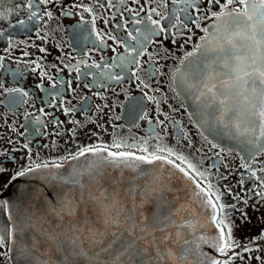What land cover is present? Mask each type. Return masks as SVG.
<instances>
[{
	"label": "snow or ice",
	"instance_id": "6c2138e0",
	"mask_svg": "<svg viewBox=\"0 0 264 264\" xmlns=\"http://www.w3.org/2000/svg\"><path fill=\"white\" fill-rule=\"evenodd\" d=\"M50 2L55 4L57 0H38V3L36 0H28L27 5H25L28 8L27 22L20 20L19 25L27 29L28 22L40 25L46 18L51 20L53 12L47 10ZM112 2L113 0H108L110 6ZM133 2L139 4L140 0H133ZM152 2L163 5L165 0H145L146 4ZM204 2L205 0H173L174 4L178 3L183 6L179 7L178 12L173 13L171 16L161 15L155 8H151L147 11L146 19H134L132 21L133 24H140L144 27L143 29H136V36L132 32H128V38L135 41L131 47L119 41L116 36L109 34L108 38L124 46L126 52V55L114 58L113 63L119 60L122 69L130 64H135L139 69L141 67L139 57L147 51L146 46L148 44L154 43L152 39L154 36L158 34L170 35L175 43L182 29L191 31L189 23L196 27L200 26V11ZM97 3H99V0H97ZM120 3L123 4L124 0H120ZM207 4L210 6L209 11L211 7L219 5V11H211L210 18L214 21L212 25L214 31L202 37V44L197 45L193 52L186 53L184 59L181 60V64L183 65L185 61L196 55L201 48L204 49L205 54L209 52L218 53L215 59L207 65L211 72L197 99L206 98L205 106L207 108L215 106V112L210 113V115L214 117L218 124H222L225 128L234 129L236 136L246 138V151L248 152V160L251 162H243L241 167L248 173L249 178H254L255 183L250 189L246 190V193L251 195L246 194L243 203L248 206L249 199L258 197L260 204L264 205V167L253 169L257 157L264 154V0H224L222 4L221 0H207ZM40 6H44L43 11H41ZM100 6L103 7L102 4ZM76 8H81L83 12L89 14L93 12V8L90 6L72 4L67 8H63L62 14L72 15V9ZM130 11L134 12L135 17H139L140 13L146 11V9L141 5L138 10ZM179 13H184L188 18V22ZM154 15L160 17V19H154ZM204 18L209 17L205 14ZM95 19L96 17L93 16V24H95ZM163 20L168 21L167 27L161 23ZM201 30L205 33L209 32L208 28ZM39 32L40 29H37V36L42 40H46V36L40 37ZM4 35V31H0V37ZM97 36L100 39L99 34ZM137 36L139 39H137ZM189 40H191V36L186 38V42ZM101 43H103L102 40ZM11 46L12 41L9 37V47ZM33 46L37 47L40 53L47 52L44 47ZM30 55L29 52L23 53L24 57ZM4 59V56H0V68L4 67ZM150 59H152L151 54ZM17 63H21V61L18 60ZM29 63L35 62L29 61ZM152 63L156 64L158 61L152 60ZM212 65H217L219 69L226 71L217 72L216 68H212ZM37 67H39L38 64ZM89 67L99 69L100 64L94 62ZM106 67L108 66L106 65ZM35 70V68L32 69V71ZM76 71L79 72V68ZM156 71L159 72L160 69L156 68ZM178 71L179 69H177ZM100 75L107 76L108 79L117 82L124 79V76L120 74L102 72ZM132 75L137 80L140 79L136 72H133ZM173 76L175 77V73ZM140 83L143 87H149L143 81H140ZM37 87H42V85L38 84ZM85 87H88V85H85ZM193 87H196V85H193ZM0 89L14 97L10 102L13 108L17 104L27 102L20 98L28 97L29 93L18 87L5 88L3 82L0 81ZM156 91L159 90L156 89ZM145 95L147 96V93ZM53 98L55 99V96ZM148 99L155 100L152 96H148ZM156 103L159 105V101H156ZM82 110L87 111V108ZM98 110L102 111V109ZM70 111H74V109H64L65 114ZM41 112H43V109H41ZM146 117L147 113H144L140 118L144 119ZM92 122L95 123V121ZM37 123H39V120H37ZM53 123L57 126L56 135H60L61 122L54 120ZM73 123L77 127L71 129L70 132L75 138L77 129L84 126L79 121H73ZM157 123L163 124V121L157 120ZM93 135L97 134L93 133ZM0 139L5 138L0 137ZM7 143L14 144L15 141L7 138ZM209 143L213 149L220 147L217 143L211 141ZM149 147L147 140L143 143L127 144L126 141L114 135L111 144L94 143L78 147L76 152H69L68 155L61 158L60 162L42 160L37 163L32 159L28 145H23V148L29 151L27 157L29 163L11 175L5 184V188H10L18 178L37 171L48 172L53 179H56V174L51 173V170L62 168L65 160H79L87 155L97 159L85 171L74 170L69 174V177H60L62 184L78 186V195L74 196L70 187L66 191L57 193L58 202L51 201V207L47 204L44 206L43 212L54 218L64 220L66 216L69 217L67 226L57 232L56 227L45 228L43 226L42 220L46 219L43 214L37 215L34 223L29 217V227L34 229V235L31 238L30 246L21 249V255L27 258L30 251L40 253V245L48 244L53 246L57 252L63 254L60 264H75L73 258L77 257H87L90 264L92 260L96 259L97 264H99L100 253H97L95 257L89 256L82 246L81 242L84 235L77 219V212L81 205L89 203L95 205L94 211L102 222L104 229L101 231L98 228L87 227L86 231L89 237L97 244H103L104 239L109 234L112 237L107 245L101 249L102 252L109 254L104 264H161V262H164V264H168V262H171V264H234L237 259L244 261L247 254L260 251V243L264 241V231L258 236L252 237L246 244L241 243L235 237L236 230L241 227V224L250 222V217L247 211L241 210L236 204H229L222 200L223 195H233L230 188L223 186L225 191L221 193L217 186L208 179V175H211V173L206 175L205 172L200 171L194 164L187 161L185 156L174 152L173 149L161 146L158 143L154 146V150L149 152ZM131 149H136V151ZM13 151H19V149H13ZM220 151L224 152L225 149L220 148ZM136 152L141 154L138 155ZM161 153H166V155ZM0 155L15 160V157L11 156L7 149L0 152ZM241 160L245 161V157L242 156ZM158 161L160 162L158 167L163 168L164 165H170L172 169L181 173L184 178L194 184V203L198 204L200 209L198 215H204L208 223L215 228L214 235L208 236L202 233L201 229L204 225L198 221L181 217V222L177 224L174 217L181 216L183 206L176 208L171 214L157 213L151 218L144 217L137 223L135 214L138 212V206L133 200V206L128 208L119 199L120 186L126 185L124 191L127 196L139 197L142 204L149 202V200H155L160 206L169 203L167 195L171 189L160 178H156L154 182L149 184H138L139 177L144 176L147 178V173L141 171L136 175L126 177L123 170L132 169L135 171L139 169L140 164H154ZM176 161H180V163L178 164ZM104 163L119 170V174L113 176L101 171V166ZM3 165L4 161L0 160V176L8 172V169ZM181 165H186V167ZM224 166L227 168V165ZM213 167H216V165H213ZM258 172L261 174L258 175ZM85 174L89 176L91 183L99 184L97 189L99 195L90 191L82 183L81 178ZM222 178L227 179V177ZM100 181H108L113 187L111 190L104 188L99 183ZM239 183L243 188L244 179L242 178ZM49 197L51 200V194H49ZM233 199L241 201L242 198L240 195L235 194ZM2 206L9 221H11L8 201H3ZM252 207H258V205L253 204ZM236 211L240 212L239 223L232 215ZM88 223L89 221L85 219V225ZM168 224L176 227L177 242L182 241V249L179 253L172 247L160 248L161 244H166L172 239L171 235L165 231ZM16 231L17 228L10 227L7 239L3 234H0V249H8L9 245L15 243ZM156 231L165 232L162 239L158 240L155 237ZM125 234L130 236L131 239L123 240L122 237ZM192 237L195 239H192ZM140 240L145 241V246L142 248L138 246ZM116 245H119V247H116ZM202 245H207L216 255H209L203 250ZM152 251H155L154 256L151 254ZM0 255H7V251L0 252ZM41 255L48 257V259H36L35 264H54L48 250H45ZM248 259H255L260 264H264V257L259 255L255 257L248 256Z\"/></svg>",
	"mask_w": 264,
	"mask_h": 264
},
{
	"label": "flooded vegetation",
	"instance_id": "af4514ba",
	"mask_svg": "<svg viewBox=\"0 0 264 264\" xmlns=\"http://www.w3.org/2000/svg\"><path fill=\"white\" fill-rule=\"evenodd\" d=\"M27 3L28 0H0V31L5 33L0 37V56L5 57L4 67L0 68V81L5 88L18 87L29 93L28 97L20 98L26 100V103L17 104L13 108L10 102L14 97L0 89V137L5 138L0 139V152L7 149L15 157V160H11L0 155V160L4 161L3 166L8 169V172L0 176V194L5 190V184L11 175L29 163L28 149L37 163L42 160L60 162L69 152H76L78 147L94 143L111 144L115 135L127 144L143 143L147 140L150 145L149 152L158 143L171 148L185 156L187 161L206 175L211 173L208 179L221 193L225 191L223 186H227L233 195H240L241 201L234 200L233 195H223L222 200L236 204L249 214L250 222L241 224L235 232L236 239L241 243H248L252 237L264 231V205L260 204L259 198L249 199L248 206L243 203L245 195H251L246 190L255 183L254 178H249L248 173L241 167L243 162H251L248 160V152L231 150L220 145L213 149L209 143L211 140L201 134L187 112L184 100L175 85L177 69L182 65L181 60L186 53L193 52L200 45L202 37L207 35L201 29H209L214 23L210 18L211 11H219V5L211 7L209 11L210 6L205 0L201 6L199 27L189 23L191 31L182 29L175 43L170 35L154 36V43L148 44L147 51L139 57L141 67L137 69L135 64H130L122 69L119 60L116 63L113 60L126 55L125 47L109 39V34L131 47L135 41L128 38V32L136 36V29L144 27L133 24L134 19H146L147 11L151 8H155L161 15L171 16L183 5L174 4L173 0H165L163 5L157 2L146 4L145 0H140L139 4L133 0H124L123 4L120 0H113L111 6L108 0H99V3L97 0H57L55 4L50 2L47 6V10L53 12L51 20L46 18L40 25L28 22L25 29L19 25V21L27 22ZM222 3L224 0H221ZM72 4L90 6L93 12L89 14L76 8L72 9V15L62 14V9ZM141 5L146 11L135 17L130 10H138ZM40 9L43 11L44 6H40ZM179 14L188 22L184 13ZM205 14L209 18L205 19ZM93 16L96 17L95 24L92 23ZM153 18L160 19L155 15ZM161 23L168 26L167 20ZM37 29H40L39 36H46V40L37 36ZM188 36H191V40L186 42ZM9 37L12 41L11 47ZM33 45L44 47L47 52L40 53ZM24 52L31 55L24 57ZM213 59L215 57L208 58L206 62L207 78L211 72L207 65ZM18 60L21 63H17ZM152 60L158 63L153 64ZM94 62L100 64L99 69L89 67ZM33 68L36 70L32 71ZM77 68L79 72L76 71ZM156 68L160 71L157 72ZM212 68H216L217 72L226 71L219 69L217 65H212ZM102 72L120 74L124 79L119 82L110 80L107 76H101ZM133 72H136L139 80L132 75ZM140 81L149 87H143ZM38 84L42 87L38 88ZM148 96L155 100H149ZM156 101H159V105ZM65 108L74 111L65 114ZM85 108L87 111L82 110ZM144 113H147V117L141 119ZM54 120L61 122L60 135H56L57 126L53 123ZM157 120L163 121V124H158ZM73 121H79L84 126L77 129L75 138L70 132L77 127ZM7 138L15 143H7ZM25 144L28 149L23 148ZM220 148L225 151L221 152ZM242 156L245 161L241 160ZM176 163L179 164L180 161ZM261 167H264V154L257 157L253 164V169ZM242 178L243 188L239 183ZM253 204L258 207H252ZM232 215L239 223L240 212H233ZM7 231L4 207L0 200V234L6 239ZM5 251L7 249H0V252ZM258 255L264 257V241L260 243V251H253L246 255L244 261L237 259L234 264H260L255 259H248V256ZM0 264H9L8 255H0Z\"/></svg>",
	"mask_w": 264,
	"mask_h": 264
},
{
	"label": "water",
	"instance_id": "95a60500",
	"mask_svg": "<svg viewBox=\"0 0 264 264\" xmlns=\"http://www.w3.org/2000/svg\"><path fill=\"white\" fill-rule=\"evenodd\" d=\"M213 25V24H212ZM212 25L209 27V35L213 30ZM206 35V36H207ZM202 44V40L200 41ZM218 53L209 52L205 54L203 48L189 58L183 65H181L179 71L176 74L175 85L178 93L182 96L187 112L194 121L196 127L203 134V136L209 138L212 142L217 143L228 149L244 151L247 148L245 144V137H240L235 135V130L231 128H225L222 124H218L214 117L210 113L215 112V106L213 108H207L206 98L197 99L199 92L203 90V84L207 82L206 77V62L208 58H214ZM196 85V87H193ZM218 114V113H217ZM97 158L91 155L81 157L79 160H67L63 167L60 169H52L51 173L56 174V179H53L51 174L45 171H37L29 173L26 176L18 178L13 182L10 188H5V190L0 194V199L3 201H8L9 211L11 213L12 220L9 221L8 216L4 209V216L7 221L8 229L10 227L17 228L15 233L16 239L15 243L9 245L7 249L8 259L10 264H35L36 259H48V257L41 255L45 250L50 252L51 260L54 264H60L63 259V254L55 250L53 246L48 244L40 245V253L29 252L28 257L21 255V249L27 248L31 244V238L34 235V229L29 227L28 218L31 217L32 222L36 221L37 215L43 214L46 219L42 220L43 226L45 228L56 227L57 232L61 228L67 226V221L69 217H65L64 220L54 218L47 213L43 212L44 206L47 204L51 207V201L58 202L57 193L66 191L68 188H72V194L74 196L79 194L78 186L64 185L62 184L60 177H69V174L74 170L85 171ZM139 163V162H137ZM160 162L154 164H140L139 169L133 171L132 169H124V175L132 176L136 175L138 172L147 173V178L140 176L137 180L138 184L144 185L154 182L156 178L163 180L165 184L171 189L167 195L168 204L160 206L155 200H149L147 203H141L139 197H129L124 191L126 185L120 186V196L119 199L125 203L128 208L133 206V200L138 206V212L135 214V219L139 223L144 217L151 218L157 213L171 214L176 208L183 206V211L181 216H176L174 219L177 224L181 222V217L198 221L200 224L204 225L201 232L212 236L215 234V228L208 223L204 215H198L200 209L199 205L194 203L193 192L195 190L194 184L183 177L181 173L171 168L170 165H164L163 168L158 167ZM101 171L109 173L113 176L119 174V170L114 169L112 166L104 163L101 166ZM82 183L93 193L99 195L97 190L99 184H93L90 182V178L85 174L82 178ZM100 184L104 188L111 190L113 187L108 181H100ZM51 194V200L49 197ZM87 199V197H85ZM87 209V210H85ZM94 204H82L77 212L78 223L83 232L84 238L82 240V246L87 251L89 256L95 257L97 253H100L98 258L99 264H104L108 257V253L102 252V247L106 246L108 241L112 238L109 234L103 241V244L94 243L89 237L86 231L87 227L98 228L103 231V224L97 217ZM142 213V215H140ZM85 219L89 221L85 225ZM113 231L115 229H112ZM176 227L172 224H168L166 227V232L171 235L172 239L166 244H161V249H166L172 247L177 253L182 249V241L177 242L176 240ZM187 231V230H184ZM165 235V232L156 231L155 237L159 240ZM123 240L131 239L130 236L125 234L122 237ZM192 239H195L192 237ZM139 247L145 246V241H138ZM119 247V245H116ZM202 248L209 255H216L207 245H202ZM155 255V251L151 253ZM75 259V264H90L87 257H77ZM91 264H97V260L91 261ZM164 264V262H161ZM171 264V262H168Z\"/></svg>",
	"mask_w": 264,
	"mask_h": 264
}]
</instances>
